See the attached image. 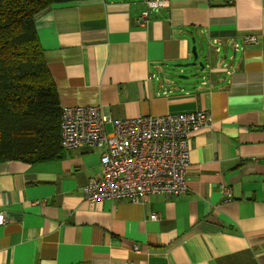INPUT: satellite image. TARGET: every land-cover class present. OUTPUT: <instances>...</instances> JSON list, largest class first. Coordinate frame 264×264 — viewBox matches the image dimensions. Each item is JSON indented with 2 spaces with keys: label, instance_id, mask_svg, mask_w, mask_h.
<instances>
[{
  "label": "crops",
  "instance_id": "1",
  "mask_svg": "<svg viewBox=\"0 0 264 264\" xmlns=\"http://www.w3.org/2000/svg\"><path fill=\"white\" fill-rule=\"evenodd\" d=\"M143 6L52 5L36 14L38 42L61 107L113 119L207 110L187 189L87 201L100 152L86 146L0 162V264H264V0H169L145 22ZM192 61L202 66L173 67Z\"/></svg>",
  "mask_w": 264,
  "mask_h": 264
},
{
  "label": "built area",
  "instance_id": "2",
  "mask_svg": "<svg viewBox=\"0 0 264 264\" xmlns=\"http://www.w3.org/2000/svg\"><path fill=\"white\" fill-rule=\"evenodd\" d=\"M141 1L145 22L169 0ZM255 41L251 35L244 38V43ZM211 122V114L204 109L113 119L96 104L63 106L60 146L64 150L86 146L100 152L99 171L82 189L85 200L139 203L152 193L180 194L187 189L191 134ZM156 217L154 212L149 215ZM5 221L0 212V224Z\"/></svg>",
  "mask_w": 264,
  "mask_h": 264
},
{
  "label": "trees",
  "instance_id": "3",
  "mask_svg": "<svg viewBox=\"0 0 264 264\" xmlns=\"http://www.w3.org/2000/svg\"><path fill=\"white\" fill-rule=\"evenodd\" d=\"M74 1L0 0V162L35 163L63 156L62 107L38 42L35 17L52 5Z\"/></svg>",
  "mask_w": 264,
  "mask_h": 264
},
{
  "label": "water",
  "instance_id": "4",
  "mask_svg": "<svg viewBox=\"0 0 264 264\" xmlns=\"http://www.w3.org/2000/svg\"><path fill=\"white\" fill-rule=\"evenodd\" d=\"M191 53H192V56H193V59L196 60L198 58V52L196 51V47L195 45H193L191 47ZM195 64H198L200 66H202V64L199 62H196V61H192V62H188V63H176L173 65L174 68L176 67H186V66H190V65H195ZM176 74V73H175ZM168 75H174V74H171V73H168ZM178 78H185L186 76H181V75H178L176 74Z\"/></svg>",
  "mask_w": 264,
  "mask_h": 264
}]
</instances>
